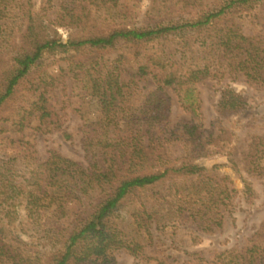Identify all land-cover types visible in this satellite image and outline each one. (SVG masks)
<instances>
[{"label":"trees","instance_id":"trees-1","mask_svg":"<svg viewBox=\"0 0 264 264\" xmlns=\"http://www.w3.org/2000/svg\"><path fill=\"white\" fill-rule=\"evenodd\" d=\"M59 1L49 18L48 8L35 9L32 0H0V135L24 132L36 120L44 131L63 125L47 83L32 77L46 58L60 56L69 60L60 66L63 74L82 81L85 96L101 105L83 125L89 164L57 151L41 159L34 149H0V264H101L117 246L138 254L158 230L165 235L166 228L183 227L202 237L221 228L238 211V189L228 175L219 179L222 164L199 175L193 166L216 150L237 165L236 150L219 149L228 138L206 135L196 120L172 123L167 89L184 91L195 110L192 86L207 77L244 75L264 83V35L245 29L246 14L256 27L264 0H151L150 13L135 19L126 0ZM101 9L115 10L116 19L99 21ZM59 26L80 31L65 39ZM154 43L157 52L143 53ZM111 52L117 53L113 68ZM148 75L157 88L137 104L134 94ZM23 89L29 95L20 101ZM250 107L243 91L221 87L220 116ZM175 148L181 150L174 156ZM13 164L23 173L24 194L5 176ZM246 171L264 175V134L252 136ZM30 199L41 212L19 220ZM121 217L132 229L123 242H110L104 231ZM204 264H264V225L245 248L226 249Z\"/></svg>","mask_w":264,"mask_h":264},{"label":"rangeland","instance_id":"rangeland-1","mask_svg":"<svg viewBox=\"0 0 264 264\" xmlns=\"http://www.w3.org/2000/svg\"><path fill=\"white\" fill-rule=\"evenodd\" d=\"M59 0H32L35 9L45 5L48 8L49 18H54V5ZM129 13L135 15L150 13L151 0H126ZM210 1V0H205ZM60 2V1H59ZM259 19L256 27L250 21V14L247 15V31L256 33L261 31L264 35V1L258 6ZM100 19L110 16L113 22L116 18L112 16L115 10L101 9ZM112 24V23H111ZM105 28V27H104ZM76 28L69 26H59L58 33L67 39L70 34L79 32ZM160 49L157 43L150 44L142 48L143 53H155ZM116 52L107 54V63L113 68ZM133 56V54H132ZM60 56H49L33 72L34 79H42L47 83L53 101L61 110L63 125L61 127H51L50 131L39 129V121H34L24 132L7 131L0 135V149L8 150L9 154H22L29 149H34L36 155L41 159H47L53 151H57L64 156L74 160L89 164V158L84 148L83 125L91 120L100 109L101 105L97 98L87 97L88 90L83 89L82 81H78L70 76H65L61 69L67 66L69 60L60 59ZM140 92L134 94L135 102L143 104L144 95L157 88L156 79L153 75H148L140 80ZM227 84L235 86L243 91L251 102V107L240 114L232 117L220 116L217 105L221 94V87ZM29 85V83H28ZM194 98L197 108L194 110L190 103L184 101L185 92H178L168 88L172 95L171 100V121H190L196 120L201 123L206 135L213 131L214 134H221L227 141H221L217 145L222 150H233L237 153L234 164L228 154L221 151H210L209 156H205L196 161L193 166V173L196 175L213 173L215 164H222L218 169L219 179L229 176L234 181L238 189L235 198L238 211L235 216H227L221 228L213 232L202 234V237L195 236L191 230L180 228L174 233V228H166L167 234H159V230L153 235L152 239L145 242L138 254L134 250L125 246H117L113 250V257L109 261L101 264H204L205 260L215 256L221 251L232 248H245L249 245L250 238L258 228L264 225V175H250L246 171L247 153L250 149L252 136L264 134V83L248 80L242 75L237 78L228 75L217 77H207L193 84ZM23 89L20 93V101L25 100L29 93ZM66 132L70 135L67 136ZM14 139V140H13ZM181 148L174 149V156L180 152ZM240 169V172L238 171ZM244 174L253 180L251 184H246L242 177ZM23 173L17 164H13L6 169V178L17 183L22 194L25 193L26 183L22 178ZM37 199H30L21 206L19 210V220L24 217L32 216L41 212ZM240 208V209H239ZM127 214V210H122ZM120 223L109 226L104 235L108 241L119 243L123 242L129 230L125 226L126 221L123 217L118 220ZM125 223V224H123ZM174 233V234H173ZM171 235V236H170ZM100 264V263H93Z\"/></svg>","mask_w":264,"mask_h":264}]
</instances>
